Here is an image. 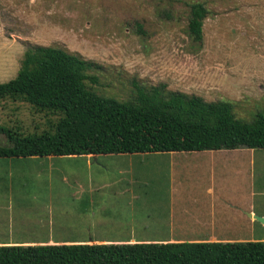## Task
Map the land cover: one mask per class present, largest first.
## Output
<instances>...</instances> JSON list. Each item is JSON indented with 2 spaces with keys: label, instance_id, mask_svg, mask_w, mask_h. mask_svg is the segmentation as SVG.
<instances>
[{
  "label": "rangeland",
  "instance_id": "obj_1",
  "mask_svg": "<svg viewBox=\"0 0 264 264\" xmlns=\"http://www.w3.org/2000/svg\"><path fill=\"white\" fill-rule=\"evenodd\" d=\"M194 4L209 11L201 43L188 29ZM35 46L63 49L95 64L89 73L98 83H87L105 97L127 101L136 87L165 86L207 102L231 103L236 118L246 123L264 115V0H0V84L17 77L26 51ZM56 120L27 103L0 100V125L24 136L43 133ZM0 146H11L3 134ZM168 160L156 164L150 157H133L135 187L144 203H155L151 196L166 183ZM131 161L102 158L89 170L84 159L19 164L0 159V172L32 173L15 180L22 182L26 200L36 195L42 202L53 192L67 204L80 182H114L122 167L132 170ZM122 188L117 184L105 191L108 206ZM260 205L264 208V200ZM135 221H144L138 211ZM122 229H102L106 234L98 237L111 238Z\"/></svg>",
  "mask_w": 264,
  "mask_h": 264
},
{
  "label": "trees",
  "instance_id": "obj_2",
  "mask_svg": "<svg viewBox=\"0 0 264 264\" xmlns=\"http://www.w3.org/2000/svg\"><path fill=\"white\" fill-rule=\"evenodd\" d=\"M208 15L203 4L191 6L196 43ZM96 68L63 49H28L17 77L0 84V100L27 103L57 120L29 136L0 125L11 144L0 146V159L264 150V115L246 123L231 103L165 86L136 87L127 101L105 97L87 83H98L89 73ZM0 264H264V241L0 246Z\"/></svg>",
  "mask_w": 264,
  "mask_h": 264
},
{
  "label": "crops",
  "instance_id": "obj_3",
  "mask_svg": "<svg viewBox=\"0 0 264 264\" xmlns=\"http://www.w3.org/2000/svg\"><path fill=\"white\" fill-rule=\"evenodd\" d=\"M126 157L132 159L129 173L122 167L123 174L114 182L95 184L93 178L80 182V190L70 194L71 203L67 204L57 201L53 192L42 202H38L36 195L33 200H26L22 182L15 180L32 173L0 172V246L264 241V225L247 216L251 213L264 217V208L260 205L264 200V150L242 148L64 158L84 159L91 170L93 163L102 158ZM133 157H150L156 159V164H164L169 159L165 166L169 172L166 183L151 196L154 204L144 203L139 190L136 191ZM45 158L55 157L1 160L19 164ZM4 178L7 181L3 182ZM52 178L48 180L51 187ZM64 182L67 185L66 177ZM117 184L124 189L117 192L118 199L108 206L104 193ZM122 199L125 201L120 203ZM137 211L143 222L135 221ZM77 227L81 231L77 232ZM109 227L125 230L114 231L111 238L98 237L106 234L102 229Z\"/></svg>",
  "mask_w": 264,
  "mask_h": 264
},
{
  "label": "water",
  "instance_id": "obj_4",
  "mask_svg": "<svg viewBox=\"0 0 264 264\" xmlns=\"http://www.w3.org/2000/svg\"><path fill=\"white\" fill-rule=\"evenodd\" d=\"M247 216L250 219H254L255 221H257V222L261 223L262 225H264V217L253 215L251 213H247Z\"/></svg>",
  "mask_w": 264,
  "mask_h": 264
}]
</instances>
